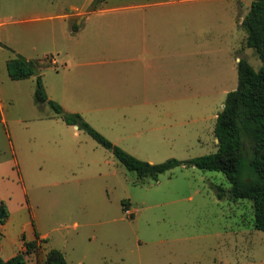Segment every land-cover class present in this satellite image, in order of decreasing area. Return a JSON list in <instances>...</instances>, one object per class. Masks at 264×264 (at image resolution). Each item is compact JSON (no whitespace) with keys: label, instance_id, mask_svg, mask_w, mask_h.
I'll use <instances>...</instances> for the list:
<instances>
[{"label":"rangeland","instance_id":"rangeland-1","mask_svg":"<svg viewBox=\"0 0 264 264\" xmlns=\"http://www.w3.org/2000/svg\"><path fill=\"white\" fill-rule=\"evenodd\" d=\"M92 1L0 0V206L8 212L1 221H9L0 223L1 245L16 252L24 238L44 235L28 264H44L51 248L68 264H264L253 201L232 198L225 173L181 165L139 178L36 102L38 74L12 79L6 67L16 53L38 62L50 99L140 159L215 153L217 116L238 86V61L262 65L240 25L252 0H104L102 17ZM79 11L88 13L84 26L64 45L61 15ZM128 16L139 17L147 52L111 54L103 21L126 17L123 31ZM53 45L69 49L68 68ZM100 59L105 64L90 63ZM105 69H113L110 77Z\"/></svg>","mask_w":264,"mask_h":264},{"label":"trees","instance_id":"trees-1","mask_svg":"<svg viewBox=\"0 0 264 264\" xmlns=\"http://www.w3.org/2000/svg\"><path fill=\"white\" fill-rule=\"evenodd\" d=\"M103 1L93 0L92 10L98 9ZM240 25L247 30V45L254 49L262 65L256 70L246 58L238 61V86L228 93L224 107L217 116L215 135L218 151L215 153L189 160L169 158L160 163H151L114 144L80 113L66 111L59 103L49 99L41 74L36 76L35 100L41 105L50 104L56 115L68 125H77L78 129L85 130L103 147L112 150L120 162L128 170L136 172L139 178L148 176L157 179L160 174L181 165L222 171L231 183L228 192L232 198L253 201L254 226L264 231V0H252ZM78 29L77 24L73 25L72 31ZM6 67L12 79H26L35 74L38 62L16 53L7 60ZM218 194L222 198L225 189L218 186ZM0 213L2 218L8 217L4 204L0 206ZM46 240L37 234L33 240L24 238L25 249L6 260L0 256V264H28L27 255L42 251ZM44 264L68 263L61 250L51 248L46 253Z\"/></svg>","mask_w":264,"mask_h":264},{"label":"crops","instance_id":"crops-1","mask_svg":"<svg viewBox=\"0 0 264 264\" xmlns=\"http://www.w3.org/2000/svg\"><path fill=\"white\" fill-rule=\"evenodd\" d=\"M100 8V7H99ZM98 8V9H99ZM117 7H113V8H110V9H116ZM124 7H120L119 9H123ZM98 9H95V10H98ZM108 11L107 8H101L99 9L97 12H99L101 14V17ZM113 11V10H112ZM88 15V13L85 15L83 11H79L77 13H70V14H62L61 17L63 19H65L66 21L68 20V27L66 30H64L62 36L66 37V41H64V45L67 44V38L69 35H77L79 33V31L82 30L84 24L82 23L84 20V17H86ZM244 15H241L240 17V23L243 19ZM80 18V19H79ZM79 19V21L77 22V20ZM121 19H125L126 20V17H111L109 19H104L103 21V24H109V28H110V32H104V31H100L102 32L103 36H107L110 37L112 36L113 37V47H111V49L109 50V53L111 54H122L123 52L125 54H139L140 52L141 53H146L147 52V45H146V33L143 31L142 33L138 32V24H139V17H134V16H128L127 19V23L130 24V26H126L125 27V30L121 31L119 30V25L122 24V22L120 21ZM141 23L143 24L142 27H146V17H143L141 18ZM126 22V21H125ZM133 23L135 24L133 26ZM77 24L79 26V29L77 31H72V27L73 25ZM103 24H101V27L103 26ZM145 24V26H144ZM145 30V29H144ZM139 40H142V42H140ZM56 43V42H54ZM54 46V51L55 50H63L64 54H65V60L64 62L62 63L63 67L66 69L68 68V64H69V59H70V52H69V49L67 47H60V48H57L56 45H53ZM105 51L106 50H103V53L105 54ZM139 52V53H138ZM102 53V54H103ZM27 58V57H26ZM29 60H32L30 58H27ZM50 59V58H49ZM134 59V58H133ZM121 59L115 61V62H118L120 61ZM7 62V61H6ZM93 62H99V63H102V64H105V60L104 59H100L99 61H92L90 63H93ZM52 64L54 65H57L59 64V60L56 58V57H52ZM82 65L84 64H87L89 63V61H82L81 62ZM44 64V63H43ZM38 69H40V64H38ZM104 72H108L107 74H110L108 77L111 76V73H113V69H110V70H103ZM40 74V73H39ZM107 78V77H106ZM45 86V85H44ZM46 89V87H45ZM47 92V91H46ZM48 95V94H47ZM48 98L50 99V97L48 96ZM52 100V99H51ZM77 128V127H76ZM9 225V221L8 222H5L3 223V228L7 227ZM44 235L41 236V238H43ZM35 239V238H34ZM29 240V239H27ZM30 240H33V239H30ZM22 246L19 245V250L14 252L12 251V247H11V243L7 244L6 246L4 245L5 250L7 252L8 255H6V257H2L1 256V251L4 249V247L1 245V251H0V256L3 258V259H8L10 257H12L13 255H15L16 253H18L19 251H22L23 249H25V246L24 245V241L23 243H21Z\"/></svg>","mask_w":264,"mask_h":264},{"label":"water","instance_id":"water-1","mask_svg":"<svg viewBox=\"0 0 264 264\" xmlns=\"http://www.w3.org/2000/svg\"><path fill=\"white\" fill-rule=\"evenodd\" d=\"M35 73L39 75V71L37 70V68H36V67H35ZM75 126L78 128V126H77V125H75ZM1 218H2V214H0V223L2 222V221H1Z\"/></svg>","mask_w":264,"mask_h":264},{"label":"built area","instance_id":"built-area-1","mask_svg":"<svg viewBox=\"0 0 264 264\" xmlns=\"http://www.w3.org/2000/svg\"><path fill=\"white\" fill-rule=\"evenodd\" d=\"M49 61L52 62V58H50Z\"/></svg>","mask_w":264,"mask_h":264}]
</instances>
